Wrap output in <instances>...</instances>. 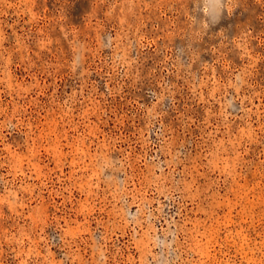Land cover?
<instances>
[{
  "label": "rangeland",
  "instance_id": "374dc122",
  "mask_svg": "<svg viewBox=\"0 0 264 264\" xmlns=\"http://www.w3.org/2000/svg\"><path fill=\"white\" fill-rule=\"evenodd\" d=\"M0 264H264V0H0Z\"/></svg>",
  "mask_w": 264,
  "mask_h": 264
}]
</instances>
